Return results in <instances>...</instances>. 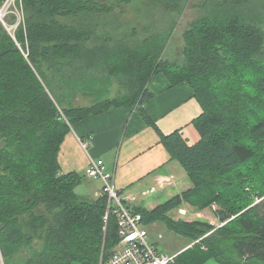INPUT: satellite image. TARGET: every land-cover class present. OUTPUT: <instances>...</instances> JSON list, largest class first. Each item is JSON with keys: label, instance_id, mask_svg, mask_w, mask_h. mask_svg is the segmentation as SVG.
Wrapping results in <instances>:
<instances>
[{"label": "trees", "instance_id": "1", "mask_svg": "<svg viewBox=\"0 0 264 264\" xmlns=\"http://www.w3.org/2000/svg\"><path fill=\"white\" fill-rule=\"evenodd\" d=\"M6 0H0V6ZM134 0H22L14 34L0 26V254L4 264H103L120 242L108 196L79 195L84 177L60 154L76 123L129 106L153 127L191 187L132 209L196 242L175 264H264V0H208L165 59L188 0H153L151 24L124 27ZM153 15L155 17H153ZM156 18V19H155ZM24 23V24H23ZM191 86L200 141L164 135L144 105L153 77ZM117 86L119 94L110 97ZM92 99L76 105L78 96ZM188 204L220 222L174 220ZM103 255V257H102Z\"/></svg>", "mask_w": 264, "mask_h": 264}, {"label": "crops", "instance_id": "2", "mask_svg": "<svg viewBox=\"0 0 264 264\" xmlns=\"http://www.w3.org/2000/svg\"><path fill=\"white\" fill-rule=\"evenodd\" d=\"M149 88L155 98L144 108L161 132L170 135L178 130L189 146L197 144L200 135L193 121L203 110L191 86L182 83L171 87L167 78L160 75L152 78ZM83 141L90 142L88 150L82 146ZM91 160L104 162L107 172L113 175L114 185L131 207L152 210L191 187L185 170L171 159L157 131L145 122L136 108L129 106L91 115L72 126L60 154L63 173L82 175ZM102 189L101 180L85 177L76 191L78 194L81 191L83 197L97 199ZM207 211H197L187 204L172 211L170 217L175 220L206 219L219 226L220 222L214 214L212 218L205 216ZM159 223L148 225L150 239L159 252L179 257L196 243L176 235L178 246H181L170 252L161 241L162 237L155 236L154 228ZM183 238L189 241H183ZM203 264L219 263L211 259Z\"/></svg>", "mask_w": 264, "mask_h": 264}, {"label": "built area", "instance_id": "3", "mask_svg": "<svg viewBox=\"0 0 264 264\" xmlns=\"http://www.w3.org/2000/svg\"><path fill=\"white\" fill-rule=\"evenodd\" d=\"M21 1L11 0L16 9L19 8L18 2ZM4 4V8L0 11L1 14H4L2 20L12 8L9 1L6 0ZM22 21L23 19L19 21V25ZM82 146L88 150L90 142L83 141ZM85 176L102 181L103 192L109 200L108 214L112 213L118 223L120 242L115 246L112 256L105 264H175L177 256H169L159 252L151 241L148 226L144 224L142 215L135 212L121 192L118 191L113 182V175L107 172L102 160H91L85 171ZM105 220L108 221L109 217H106Z\"/></svg>", "mask_w": 264, "mask_h": 264}, {"label": "rangeland", "instance_id": "4", "mask_svg": "<svg viewBox=\"0 0 264 264\" xmlns=\"http://www.w3.org/2000/svg\"><path fill=\"white\" fill-rule=\"evenodd\" d=\"M9 1L11 5V9L7 14H5L4 20L0 21V26L7 29V31L11 34H14L17 28L19 27V21H21L24 18V12L21 9L14 8V5L12 4L11 0ZM208 0H188L185 11L179 18V23L177 25V28L175 29V32L170 40V42L167 45V48L163 54V57L165 59H173L177 58L180 55V52L182 50L184 41H183V34L184 32L195 22L196 20L200 19L205 11L201 7V5ZM6 2V1H5ZM4 2V3H5ZM153 0H134L131 4L125 5L124 7V13L121 15V21L124 27H137L139 29V32L143 35V28L146 27V25L149 27L151 24L150 21V12ZM5 4L0 6V11L2 8H4ZM9 9V8H8ZM4 15V14H3ZM153 17H155L153 15ZM156 19V18H155ZM18 24V25H17ZM24 24V23H23ZM9 26V27H7ZM18 26V27H17ZM120 90L117 86H114L112 88L110 97H114L117 94H119ZM76 105L81 106H89L92 103V99H87V97H83L82 95L78 96L77 101H74ZM82 176H85V173H82ZM85 178V177H84ZM117 188V187H116ZM81 192V191H80ZM80 195H83L80 193ZM91 200V198H89ZM187 204H183L182 207ZM193 207V206H191ZM195 208V207H194ZM197 211L198 209L195 208ZM205 216L211 217L214 214V210H216V207L213 209H207ZM206 211V210H205ZM187 213V212H186ZM215 215V214H214ZM174 217H177V215H173ZM185 217L187 216L184 215ZM175 220V219H174ZM198 220V219H196ZM199 220H206V219H199ZM150 231V229H149ZM154 231L156 233L155 236H161V241L166 245L167 248H169L170 252H172L175 248H179L181 245L178 246V242L175 237L177 234L174 233L167 224L160 222L155 228ZM173 233V234H171ZM180 239V238H179ZM182 239V238H181ZM182 241V240H181ZM183 241H189L183 238ZM0 264L3 263L2 256L0 254ZM79 264V263H74Z\"/></svg>", "mask_w": 264, "mask_h": 264}, {"label": "bare ground", "instance_id": "5", "mask_svg": "<svg viewBox=\"0 0 264 264\" xmlns=\"http://www.w3.org/2000/svg\"><path fill=\"white\" fill-rule=\"evenodd\" d=\"M3 16H4L3 13H2V14L0 13V21H2ZM111 214H112V213H111ZM111 214H108V211H107L105 218H106V217H109ZM112 215H113V214H112Z\"/></svg>", "mask_w": 264, "mask_h": 264}]
</instances>
